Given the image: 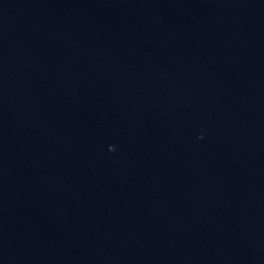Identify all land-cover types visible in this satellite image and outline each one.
Returning <instances> with one entry per match:
<instances>
[{
	"label": "water",
	"instance_id": "1",
	"mask_svg": "<svg viewBox=\"0 0 264 264\" xmlns=\"http://www.w3.org/2000/svg\"><path fill=\"white\" fill-rule=\"evenodd\" d=\"M0 264H264V0H0Z\"/></svg>",
	"mask_w": 264,
	"mask_h": 264
}]
</instances>
